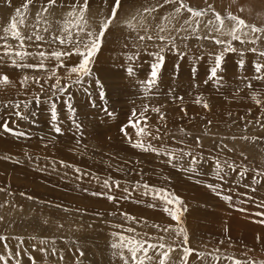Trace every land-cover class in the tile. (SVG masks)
<instances>
[{
	"label": "rangeland",
	"instance_id": "rangeland-1",
	"mask_svg": "<svg viewBox=\"0 0 264 264\" xmlns=\"http://www.w3.org/2000/svg\"><path fill=\"white\" fill-rule=\"evenodd\" d=\"M25 2L0 0V37L17 9L21 34L32 37L23 47L11 35L0 39V76L8 77L0 83V125L13 129L0 126V264H125L120 251L131 264L127 249L112 248L120 235L171 246L167 264H181L183 247L194 250L187 264H264V70L256 71L264 32L244 28L234 40L226 19L231 13L264 28V0H185L206 15L174 18L177 5L164 0H122L91 75L78 83L70 69L86 33L69 26L70 40L55 37H66L67 13L83 0H31L27 10ZM112 4L88 0L86 31L98 33ZM209 5L225 17L223 34L210 31L218 22ZM152 189L181 199L180 224ZM148 255L145 264H158L156 250Z\"/></svg>",
	"mask_w": 264,
	"mask_h": 264
},
{
	"label": "snow or ice",
	"instance_id": "snow-or-ice-1",
	"mask_svg": "<svg viewBox=\"0 0 264 264\" xmlns=\"http://www.w3.org/2000/svg\"><path fill=\"white\" fill-rule=\"evenodd\" d=\"M30 3H31V0H26V2L23 5V8L25 10H27ZM55 3H56V0H48V5H54ZM121 3H122V0H113V4L111 7V15L105 21L101 22L98 33L92 32V31H86L87 20L85 19V13L88 10V0H83V4L78 6V11H77V6H73L72 11L67 13V17L70 19L65 20V22H64L65 26L62 29V31H65L67 35H66V37H63V38L60 36H56L55 39L59 40L60 43H65L66 40H70V38L72 37V32L69 30V26L77 29V33H76L77 36H79L80 33H86V37H87V40H85L83 37L81 39L77 40L76 48L74 49L75 54L81 57L79 64L74 65L70 69V71L72 73L77 74V76H78V79L76 81L77 83L79 82L80 78L91 75L90 65L92 62V58L95 55V53L99 50L100 44L102 42L103 37L105 36V33L107 32V30H109L110 25L117 18L119 9L121 7ZM168 4L177 5L174 8L173 13L170 14L172 18L181 15L185 11L194 17H202V16L206 15L205 10L194 9L191 6H189L188 4H186L185 0H164V5H168ZM158 7H163V5H157V6L152 7V8H144L143 11L145 13L151 14L152 12H155ZM208 7L210 10L213 11L215 21L218 22L214 28L210 29V31H215V32H219V33L223 34L225 17H222L220 13L215 12V10L212 8L211 5H209ZM43 11L47 12L48 7L45 6L43 8ZM39 15L40 14H38V19H39ZM16 17H20V19L17 20ZM226 19L234 22L233 27L230 29V31L228 33L229 35L232 36V38L234 40L240 39V35L238 33L242 32L244 28H251V31H253V32H264V28H257L254 25H248L244 19H242L236 15H232L231 13H228ZM170 22H171V19H169V23ZM24 23H25V19L23 17V14L20 12V9H17L16 10V16L12 17L9 24L3 28L4 36L0 37V39H6L8 35H11L13 38L17 39L20 42V46L23 47L25 39H32V37H25L21 34L18 25H23ZM45 23H47V21H45ZM189 23H190L189 20L185 21V24H189ZM199 23H200V21L197 20L196 24L198 25ZM209 23L212 24L213 21H209ZM129 27L135 28V25L132 24L131 22H129ZM164 30L165 29L163 27H161L160 31L163 32ZM45 31H47V28L45 29ZM176 31L179 32L180 29H176ZM192 31L195 32L196 29L193 28ZM144 38L145 37H140V39H144ZM151 38H152L151 36L148 37V39H151ZM159 38L161 40L165 39L164 36H160ZM208 38L215 39V42L218 44H224L225 43V41L220 40V39H216L215 37H208ZM35 39L37 41H39L43 38L40 35H36ZM81 44L83 45V50H81ZM5 48L7 49L8 45H5ZM253 51H255V49H253ZM15 55L19 56V57H23L24 55H26V53L19 51V52H15ZM40 55L43 56L44 53H40ZM52 55H54L56 57H60L62 55H66V53L54 52ZM260 55L264 56V52L260 53ZM162 61H163V57L158 56V63L152 65V70L149 74V79L144 82L147 86L150 87L156 82L158 70L162 64ZM220 64H221V57L217 56L216 57V66L211 69V76L212 77L216 76V72L219 69ZM29 66L31 67L32 65H29ZM61 66H63V65H61ZM36 67L42 68V67H44V65L40 64V65H36ZM262 70H264V65L257 64L256 65V71L260 72ZM131 71L132 70L129 69V73H131ZM25 79H27V78H25ZM7 82H8L7 76H0V83H7ZM58 83H59V81H58ZM54 87H55V85H54ZM61 91H63V89H61ZM101 96L103 97V93H101ZM257 102H259V101H257ZM205 107H207L206 104H205ZM17 115H20V114L17 113ZM133 115H135V113H133ZM141 115H143V114H141ZM52 119L53 120L56 119V112H55L54 106H53V110H52ZM130 124L132 127H136V124L133 123L132 121H130ZM0 126H2L4 131H6V132H13V129L9 128L7 122H4ZM54 130L57 133H59L61 131V129L59 127H56ZM121 130L125 131L124 128H122ZM144 131L145 130L143 128H137V135H140ZM14 134L23 135V133H14ZM125 135H127L126 132H125ZM133 147H138V148H142L144 150H148V148H151V145H148L146 148L143 145V143L137 142V143L133 144ZM169 155H171V154L169 153ZM105 183L107 184V181ZM145 187H147V185ZM209 187H212V186L209 185ZM152 191L155 195L159 196L160 198H162L165 201L166 206L164 208V211L171 216L172 220L176 221L177 224H180L181 223V216H182L183 212L187 210L186 208L179 207V205L182 204L181 199L179 197H176L174 194H168L166 192V190H164V189H152ZM224 198L230 199V197H224ZM108 199L112 200V199H114V197L109 196ZM167 205H173L174 207L169 208V207H167ZM129 218H131V217H129ZM169 227H171V226H169ZM129 231H133V230L129 229ZM164 231L165 232L169 231V228H165ZM175 231H176L177 235H181V234L183 235L184 244L186 245L188 242V235H187L186 229L183 227H179V228L175 229ZM3 239H5V238L0 237V240H3ZM161 240H163V237H161ZM112 248L113 249H121V250L127 249V251L130 253L131 264H145L146 260L151 261L152 257L148 255L150 249L156 250L157 255L159 257L158 264H167V261L170 258V253L175 251L174 248H172L171 246H166L164 243H159V244L148 243L146 240L134 239L131 237H125L123 235H120L118 243L112 244ZM182 250H183V258H182L181 264H187L188 257L193 254L194 250L191 249L190 247H183ZM119 254H120L121 258L124 259L125 264H129V260L124 257L123 251H120ZM197 255L203 256L204 254L198 253ZM3 259H4V257L0 256V260H3ZM213 259H219V257H213ZM229 259H232V258H229ZM233 264H241V262L240 261H233Z\"/></svg>",
	"mask_w": 264,
	"mask_h": 264
},
{
	"label": "bare ground",
	"instance_id": "bare-ground-1",
	"mask_svg": "<svg viewBox=\"0 0 264 264\" xmlns=\"http://www.w3.org/2000/svg\"><path fill=\"white\" fill-rule=\"evenodd\" d=\"M36 13V12H35ZM53 13V12H52Z\"/></svg>",
	"mask_w": 264,
	"mask_h": 264
}]
</instances>
